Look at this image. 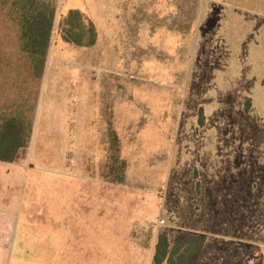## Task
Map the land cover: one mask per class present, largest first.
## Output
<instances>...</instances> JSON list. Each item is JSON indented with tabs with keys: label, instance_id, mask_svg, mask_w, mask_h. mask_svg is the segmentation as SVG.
I'll return each instance as SVG.
<instances>
[{
	"label": "rangeland",
	"instance_id": "rangeland-1",
	"mask_svg": "<svg viewBox=\"0 0 264 264\" xmlns=\"http://www.w3.org/2000/svg\"><path fill=\"white\" fill-rule=\"evenodd\" d=\"M56 7L41 77L0 8V115L39 125L26 157L27 262L2 237L0 264H88L80 251L57 260L61 180L75 182L77 214L95 211L94 264H153L162 232L200 231L209 264H264V0ZM71 9L94 22L93 46L62 38Z\"/></svg>",
	"mask_w": 264,
	"mask_h": 264
},
{
	"label": "trees",
	"instance_id": "trees-1",
	"mask_svg": "<svg viewBox=\"0 0 264 264\" xmlns=\"http://www.w3.org/2000/svg\"><path fill=\"white\" fill-rule=\"evenodd\" d=\"M57 0H0V8L7 9L20 28L22 50L32 60L33 72L43 76L50 47ZM62 38L81 47L93 46L98 30L93 21L79 9H71L61 20ZM202 114V112H201ZM23 114L0 115V160L16 162L27 157L34 121L25 124ZM203 125V119L199 121ZM206 237L179 233L174 239L162 232L156 244L154 264H197Z\"/></svg>",
	"mask_w": 264,
	"mask_h": 264
},
{
	"label": "crops",
	"instance_id": "crops-1",
	"mask_svg": "<svg viewBox=\"0 0 264 264\" xmlns=\"http://www.w3.org/2000/svg\"><path fill=\"white\" fill-rule=\"evenodd\" d=\"M44 97V94H43ZM42 97V99H43ZM42 102V100H41ZM38 117L34 122L33 131L31 135V144L29 148L32 151V140L36 138L38 133L37 125ZM64 155L61 154V160L63 161ZM22 163H18L16 166H4L0 165V238H10L12 242L11 253H21L23 262H27V212L24 208L27 206V184L29 181V173L32 168L29 159L22 160ZM15 163V162H10ZM57 174L61 177H67V168L65 165L59 166ZM69 175V173H68ZM72 176H74L72 174ZM58 179V178H57ZM63 179V178H61ZM59 179V180H61ZM70 185H72V195L69 196ZM94 185V184H92ZM75 182L65 183L63 180L56 184V213H55V236H56V252L57 260L60 263L63 259L64 253H72L80 251L84 254V260L89 264L90 261L94 264V251L96 243V217L95 211L88 206L87 212L84 214H77L75 212V200L77 196L74 194ZM89 195V194H88ZM94 195V194H93ZM66 196V197H65ZM90 200V196L87 198ZM209 201H207L208 203ZM188 233V232H185ZM188 234H199L206 237L204 248L198 258L197 264H209L207 258L208 252V236L202 231L198 233ZM171 235V234H170ZM178 235V234H177ZM176 235V236H177ZM176 236H172L174 239ZM264 236V232H263ZM66 237V239H65ZM71 241V242H69ZM158 241V240H157ZM9 244V243H8ZM7 242L4 241L2 250L7 251ZM19 244L18 250L17 246ZM157 244V243H156ZM156 249V246H155ZM9 251V249H8ZM224 251V250H223ZM221 253V259L228 258V253ZM155 255V251H154ZM153 255V264H154ZM61 258V259H59ZM14 259V257H13ZM72 257L71 260H73ZM15 261H21L19 256L17 260H11L10 264H14ZM8 263V262H7ZM6 263V264H7ZM211 264V263H210ZM219 264V261H216Z\"/></svg>",
	"mask_w": 264,
	"mask_h": 264
},
{
	"label": "built area",
	"instance_id": "built-area-1",
	"mask_svg": "<svg viewBox=\"0 0 264 264\" xmlns=\"http://www.w3.org/2000/svg\"><path fill=\"white\" fill-rule=\"evenodd\" d=\"M165 221L163 220V223H164Z\"/></svg>",
	"mask_w": 264,
	"mask_h": 264
}]
</instances>
